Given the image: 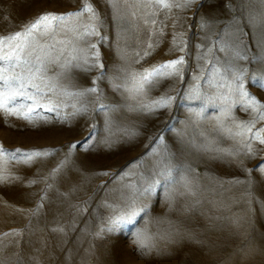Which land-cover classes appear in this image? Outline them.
<instances>
[{"label": "rangeland", "instance_id": "obj_1", "mask_svg": "<svg viewBox=\"0 0 264 264\" xmlns=\"http://www.w3.org/2000/svg\"><path fill=\"white\" fill-rule=\"evenodd\" d=\"M88 2L103 21L104 39H79L72 30L89 23V13L60 23L55 39L38 36L56 45V55L64 49L45 73L58 86L49 92L40 82L47 95L27 101L35 108L27 119L0 112V145L15 153L0 156L7 168L0 182V264H264V89L249 79L264 73V63L251 59L264 56L258 47L264 22L246 19L264 13V0H195L187 7L183 0H167L169 6ZM84 5L0 0V36L22 31L43 14L76 13ZM233 18L250 49L248 60L233 59L224 48ZM96 50L104 67L86 71L85 60ZM178 59L177 75L157 77L137 98L151 104L171 97L167 108L137 109L116 87L130 74ZM69 60L72 66L62 69ZM241 68L248 70V96L234 80ZM91 87L97 93L67 94ZM204 144L220 151L199 150ZM36 152L47 155L29 160ZM168 170L171 181L161 176ZM185 177L194 195L170 205L169 193L183 192ZM156 181L134 223L102 231L110 217L127 211L133 189ZM138 231L153 237L151 250L135 243Z\"/></svg>", "mask_w": 264, "mask_h": 264}, {"label": "snow or ice", "instance_id": "obj_2", "mask_svg": "<svg viewBox=\"0 0 264 264\" xmlns=\"http://www.w3.org/2000/svg\"><path fill=\"white\" fill-rule=\"evenodd\" d=\"M120 0H108V3L115 6ZM159 3L169 6L167 0H158ZM195 0H183L184 6H190ZM245 3L251 2V0H244ZM231 9V5H227ZM85 13H89V23L83 24L77 23L76 27L72 29L79 39H84L90 36H99L101 40L104 37L101 36L99 27L103 25V21L100 20L99 14L95 7L91 5L88 0H85L84 8L80 12L68 13V14H55L46 13L39 16L34 22L24 26V29L20 32L10 34L8 36H0V112L5 115H15L27 119L29 115L35 111V108L31 104H27V101H32L33 104L37 103V98H43L47 93L44 91L46 88L49 92L53 91L58 85L47 79L45 73L47 65L51 63H58L60 56L63 55L64 49L59 50V55H56V45L48 43L46 40L41 41L39 37L52 36L55 28L60 23L67 21L69 17H81ZM257 17H260V22H264V13H249L246 17L248 23L256 24ZM98 22V23H97ZM83 29L81 31L80 29ZM233 29H235L233 31ZM224 32L228 33L232 38L231 41L224 43V48L228 49L233 59L248 60V52L250 49L242 39V30L238 26V19L233 18L225 26ZM56 43H63L57 41ZM96 44H90L91 49H96ZM258 47H264V42H258ZM73 60L77 59L75 56ZM253 62L264 63V56H252ZM89 61H91L89 63ZM101 61V53L96 50L92 53L91 57L85 60L88 64L86 71H90L93 68H103L104 65ZM182 59L169 61L165 65H161L158 68L152 70H145L143 73L130 74L125 78V82L120 85H116L117 88L123 87L125 92L128 93V99L137 101V109L143 108L147 111H154L157 108H167L170 106L171 97H164L153 101L151 104L141 103L137 100L145 92V86L151 85L156 82L157 77L172 76L179 73L177 65L181 64ZM62 69H67L72 66V61L69 60L65 64L60 65ZM79 66V64L75 65ZM20 68V73H15V69ZM61 73L60 75H62ZM248 75L247 68L237 69L234 73V80L237 82L236 87L238 91H241L243 95L248 96L249 93L243 91V80ZM101 77H98L99 79ZM249 79L257 80L261 89H264V73L257 74L253 72L249 75ZM40 82H44V88H41ZM95 84V80L93 81ZM34 91L29 93L28 89ZM98 89L91 87L85 89L83 92L67 93L68 95L83 96L85 94H95ZM27 111H24V108ZM129 108L133 109L132 105ZM51 110V109H49ZM264 143V141H261ZM199 150L205 152H218L220 150L212 147L209 144L197 146ZM20 150L17 149L16 152ZM9 155L15 158L14 152H9L0 145V156ZM47 155V153L36 152L29 154V160L31 156ZM231 155V154H229ZM7 168L5 165H0V182H5L7 176L5 175ZM161 176L171 181V170L165 173H161ZM159 181L149 184L148 187L141 189H133V195L129 198L130 203L127 206V211H122L118 215L109 218L108 226L102 231L114 232L118 231L121 225L132 224L136 220V217L144 211L146 204L141 200L142 197L150 196L153 189ZM182 187L184 191H173L169 193L168 202L170 205L175 204L180 196L194 195L191 190L190 181L187 178H182ZM135 243L141 249L151 250L154 245L151 244L153 237L146 231H138L136 234Z\"/></svg>", "mask_w": 264, "mask_h": 264}]
</instances>
